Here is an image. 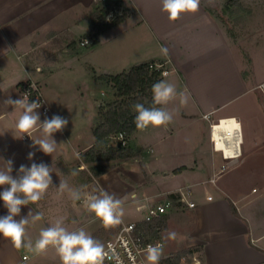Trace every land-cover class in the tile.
<instances>
[{
    "label": "crops",
    "instance_id": "crops-1",
    "mask_svg": "<svg viewBox=\"0 0 264 264\" xmlns=\"http://www.w3.org/2000/svg\"><path fill=\"white\" fill-rule=\"evenodd\" d=\"M247 1L250 2L246 4L251 7V13L248 19L245 17V27L254 25L260 29L258 33L264 35V6L258 8L253 0ZM226 2L201 0L198 11L182 13L177 20L170 21L168 14L162 11L161 0H125L129 16L106 30L97 45L82 47L80 43L83 39L93 41L92 18L99 5L98 0H0V168H3V161L12 159V175L16 176L20 165L30 166L33 162L27 158L31 151L35 153L33 160L36 163L53 164L52 178L57 179L53 185L59 186L60 180L65 178L70 186L75 184V187V181L66 176L75 168L88 171L86 165L80 164L81 155L95 143L93 128L99 121V106L103 104L94 85L103 86L95 80L93 71L97 75H116L144 63L163 65V69L169 72L163 76V80L174 84L177 92L189 96L187 104H181L179 96L175 98L179 99L177 109L185 117H191V121L185 125L189 131L196 133V124H207L210 128V122L204 119V115H211L212 121L232 118L223 121L222 125L240 123L244 145L242 119L247 111L237 102L242 96L252 93L254 88L252 82L246 84V78L240 77L242 69L238 63L237 36L230 31V23L226 18L224 20L222 14ZM258 44L264 50V40ZM162 49H167L166 55ZM227 67L234 70L230 76L226 72ZM224 68L228 75L222 72ZM67 71L71 73L66 74ZM66 75L74 77L75 82L79 83L69 93H65V89L57 83L67 81ZM28 81L40 85L49 107L48 114L38 109L41 121L45 115L50 118L53 114L69 120L62 132L54 134L58 145L52 156L32 147L31 138L37 139L39 131L33 132L31 138H16L19 134L15 131V122L22 112L13 109L5 101L8 97L23 98L22 89ZM100 95L105 93L100 92ZM174 100L169 104H176ZM140 131L133 135L132 141L143 139L142 143L151 145L145 141L154 138V145L159 149L158 157H148L149 162L154 158L167 159L172 152L166 151L168 148L162 142L171 135L175 137L179 132H175L170 124L165 128L150 126L142 131L143 135L139 134ZM262 135L264 137V132ZM204 139L205 155L199 152L193 155H200L198 160L202 164L186 165L181 162L162 171L164 177L191 176L194 180L171 188L166 193L149 195L144 200L153 201V198L159 196L160 202H164L172 194L180 196L183 202L174 203L167 214V229L174 216L190 214L196 220V225L208 233L209 240H205L206 243L195 232L192 233L194 240L190 245L180 252L171 253L180 254L179 262L184 252L191 251L194 258H199L198 264H264V185L252 188L251 194H243L238 189L234 192L231 176L228 175L230 173L226 171L239 166L240 162L234 161L244 157V151L238 159L228 163L222 153L214 149L210 134H205ZM262 142L261 138L257 139L253 148ZM255 152H252V156L264 157V147ZM177 154L181 159L188 157L183 156V153ZM133 159L134 162L142 160L141 157ZM227 164L229 167L221 171ZM56 169L59 170L57 175ZM212 177L216 178L212 190H216L217 194L206 190L202 198H189L192 195V192L186 194L189 189L192 191L199 184L209 185L207 181ZM134 181L131 182L134 185L131 187L133 191L152 190L150 181ZM121 183H118L119 186ZM0 191H3L2 187ZM108 193L114 194V191L109 188ZM221 194L224 197L228 195L226 200ZM209 195L212 196L211 201L207 200ZM189 202L196 206L189 208ZM29 209L33 213L40 211L37 203L29 204L22 207L21 216H27ZM6 214L3 201H0V216ZM42 221L45 223V215ZM47 223L50 225L49 220ZM34 224L26 226L28 237L31 232L29 227ZM199 227L198 233L203 234ZM164 232L160 234L161 241ZM210 245H213V249ZM203 250L207 251L206 255L213 251L211 258L203 261ZM49 251L55 252V249L50 247ZM46 253L38 254L36 258L40 259ZM23 255L22 249H15L10 240L0 236V264H19Z\"/></svg>",
    "mask_w": 264,
    "mask_h": 264
},
{
    "label": "rangeland",
    "instance_id": "rangeland-1",
    "mask_svg": "<svg viewBox=\"0 0 264 264\" xmlns=\"http://www.w3.org/2000/svg\"><path fill=\"white\" fill-rule=\"evenodd\" d=\"M229 1L230 0H227L225 7L222 10V14H224V20L226 18V21H229L230 23V31L233 33L235 32L237 36L238 63H240V68L242 69V74L240 77L246 78V84L252 82L251 86L254 88V91L249 93L247 96H242V98H239L237 102V105L242 104V106L247 111V114H245L244 118L242 119L245 144L242 145L241 148L244 151L245 156L234 161V163L239 161V166L235 169L230 168L228 171H226V173H230L228 175L231 176L230 180L233 184L234 192L238 189L243 191V194H251L252 188H260L264 185V157H259V155L252 156V152H255L256 150L258 151L259 148L264 147V137L262 135L264 132V89L261 88V86L264 85V50L262 49V45L258 44L262 39L264 40V35L259 34L258 31L260 29L254 25H247V27H245V17L248 19V16H250L251 13V7L247 6L246 3L250 4V2L247 0H232L229 4ZM253 4L257 5L259 8L262 7L261 5L264 6V1L253 0ZM226 6L229 7L228 10H226ZM123 9H125L124 5L121 7L117 6L116 9L112 11V18L122 15ZM235 16L237 17L234 18ZM222 72H228L230 76L231 73H234V70L232 71L229 67H227L226 72L225 68L222 69ZM67 73L71 72L67 71L66 74ZM67 77V81L57 82L62 88L65 89V93L73 91V88L76 86V84H79L75 82L74 77ZM82 84L84 85L85 83ZM94 87H96V91L99 94L98 98L100 101H103V104H107L112 101V92L109 88L105 86L100 87L98 84H96V86L94 85ZM100 92H104L105 95H100ZM174 101L176 104H168L166 107L173 113V120L170 125L174 127L175 132L178 130L179 132L175 137L171 135L167 138V140L162 142V145L165 148H168L166 151L172 152L167 159L165 158L159 160L158 158H154V160L152 159L153 161L151 160V162H149L148 157H158L159 154L158 146L154 145V138L151 141H145L151 143V145H148L146 143H142L144 142L143 139L142 141L141 139L140 141H132V136L128 145L137 152L136 158H142L140 162H134L133 158L125 159L126 161L115 160L106 162L105 164L108 166H113V169H111L108 172L109 174L107 173L108 175H105L103 179L100 176L87 180L88 172L86 170L78 171L76 168L74 170L78 171V175L72 176V172H70L68 176H66V178L69 177L76 183L75 187V184L71 185L70 187L80 188L85 193L99 194L101 189L107 192L109 191V188L113 190L114 195L123 200L124 215L122 217V222L118 225L106 228L99 219L94 217V214H89L84 206L83 201L73 202L67 193L58 195L56 193L58 192L56 188L59 186L53 185V187L48 189L44 199L37 203V206L40 208V211L38 210V212H43L45 215V223L41 220L29 227L31 229L29 238L32 240L33 244L39 237L41 228L47 227L49 225L47 223L48 220L50 224H53L57 219L62 217L64 218L65 227H67L69 230H76L83 227L95 239L105 244V242L113 237L117 232L116 227H120L122 223L141 221L144 217V213L141 210L143 206H148L152 203H161V198L159 196L153 198V201L148 202L144 200L145 197H148L149 195L152 196L154 194L158 195L159 193H166L171 188H177L178 186H182L194 180L191 176L175 178L173 176L164 177L162 174V171H167L168 168L176 164H180L181 162H185L186 165L202 164V161L198 160L200 155L196 157L194 156L198 152L202 155H205L206 146L204 138L205 134L206 136L210 134V128L207 124H202V126L196 124V133L192 132L191 130L189 131L188 127H185V125L187 122L191 121V117H185L184 113L177 109V107H179V99H175ZM251 102H254V106ZM215 122H218V120ZM139 134L143 135L142 131H140ZM260 138L262 139L263 144L253 148V143ZM114 147H116V145H114ZM257 151L255 153H257ZM175 153H183V156L185 155L188 157L181 159L178 158V154L176 156ZM116 168L117 170L114 171ZM123 177H126L128 180H124ZM133 178L139 183L150 181L152 183L150 186L152 190L140 191V189H135L133 191L131 188L133 185L131 182L134 181ZM211 179L212 178H209L208 181ZM61 180H65V178H62ZM54 182H57V179H53V183ZM121 182L124 183V185ZM118 183H121V186H119ZM85 186H87L86 190ZM206 190L216 194L218 193L216 190H212L211 183L209 185L199 184L192 189V195L188 196L191 199H199L206 194ZM186 194L189 193L187 192ZM221 196L225 200L228 197V195H225L224 197L222 194ZM53 202L55 203L52 204ZM238 204L240 205L239 202ZM73 221H75V223H73ZM198 227L199 226L196 225V220L191 217L190 214L174 216L171 219L170 227L167 230H164L165 232L163 231L164 233L162 234L163 255L160 260H163L165 264H176V259L173 258V256L176 254L171 255V253H175L177 251L180 252V250L184 249L185 246L190 245L194 240L192 233L196 232L197 237L204 240L203 242L206 243L205 240H209L208 233H205L201 226L199 228L203 231V234L198 233ZM171 232L176 233L175 239H169V233ZM158 236L161 237L160 234ZM157 240L161 241L160 238L150 239V241L153 243H155ZM210 247L213 249V245H210ZM21 249L23 254H30L31 258H33L29 264H61L60 258L56 252H48L47 250V253L44 254L43 257L37 259L36 255L38 254L34 251L29 252L27 249ZM206 253L207 251L205 252L204 250L201 253L203 261L211 258L213 251H209L208 255H206ZM143 257L145 264H147L146 252L143 254ZM195 258L191 255V251L187 253L184 252L179 264H198L197 259L199 258ZM169 259L170 262H168ZM159 264H161L160 261Z\"/></svg>",
    "mask_w": 264,
    "mask_h": 264
},
{
    "label": "clouds",
    "instance_id": "clouds-1",
    "mask_svg": "<svg viewBox=\"0 0 264 264\" xmlns=\"http://www.w3.org/2000/svg\"><path fill=\"white\" fill-rule=\"evenodd\" d=\"M200 2L201 0H161L162 11L168 14L170 21L177 20L182 13L198 11ZM162 52L166 55L167 49H162ZM164 75L166 76L167 73ZM151 92L152 107H145L140 102L132 106L136 113L135 126L141 131L150 126L153 128L166 127L173 120V113L166 107L169 102L177 96L181 104H187L189 100L188 95L184 92H177L176 86L166 80L154 83ZM5 103L22 112L15 122V131L19 134L16 138L22 139L24 136L31 138L33 132L39 131L40 135L37 139L31 138L32 147L38 148L45 155L52 156L58 145L54 134L62 132L69 120L61 115L53 114L50 118L45 115L41 121L38 111L42 106L40 101H30L27 94L24 98L18 99L8 97ZM34 155V152L28 153V160L33 162L30 166L20 165L16 176L12 175L14 163L12 159L3 161V168H0V187L3 188V191H0V201H3V206L7 210L6 215L0 216V236L10 240L17 250L24 248L37 254L46 252L49 246H52L61 264H105L106 259L114 258L117 264H121L114 253L106 250L105 245L83 227L76 230H69L65 227L63 217L41 228L39 237L33 244L27 235L26 226L41 221L44 214L42 212L33 213L32 209H29L27 216H21V210L22 207L36 204L44 199L48 189L53 187L52 173H54L53 164L49 166L44 162L36 163L33 160ZM58 172L59 170L56 169V175ZM71 175H78V171L74 170ZM56 189L59 194L67 193L73 202L83 201L87 211L94 214V217L99 219L106 228L122 222L123 200L114 194H109L102 189L99 194L85 193L80 188L70 187L67 180H60L59 187ZM175 237V232L169 233V239H175ZM162 255L161 245H149L146 249L147 264H159Z\"/></svg>",
    "mask_w": 264,
    "mask_h": 264
},
{
    "label": "trees",
    "instance_id": "trees-1",
    "mask_svg": "<svg viewBox=\"0 0 264 264\" xmlns=\"http://www.w3.org/2000/svg\"><path fill=\"white\" fill-rule=\"evenodd\" d=\"M98 2L99 5L92 18V46L99 43L100 36L106 30L123 22L129 16V10L124 4L125 0ZM122 5L125 7L123 14L106 21L107 16L117 6L121 7ZM228 9L229 7L226 6V10ZM93 74L97 82L111 90L113 99L109 103L99 106V121L93 128L95 143L81 155L80 164L83 163L88 167L87 180L103 176L113 169V166L106 165V162L137 156V152L128 145L132 136L138 131L134 123L136 113L132 106L140 102L145 107H152V85L163 80L161 70L151 68L149 63L136 65L130 70L116 75H97L95 71ZM120 132L125 135V145L116 139ZM123 178L128 180L126 177ZM170 199L174 203H178L181 198L172 194ZM167 221L168 216L165 215L149 223L140 222L139 227L147 241L159 239L158 235L168 227ZM119 228L116 227V230L118 231ZM173 258L176 259V264H179L180 254L173 256ZM160 263L165 264L163 260H160Z\"/></svg>",
    "mask_w": 264,
    "mask_h": 264
},
{
    "label": "built area",
    "instance_id": "built-area-1",
    "mask_svg": "<svg viewBox=\"0 0 264 264\" xmlns=\"http://www.w3.org/2000/svg\"><path fill=\"white\" fill-rule=\"evenodd\" d=\"M100 2H105L108 0H98ZM114 1V0H113ZM112 18L113 14L110 13L109 16H107L106 21H110L108 18ZM87 41V43L85 42ZM82 47H89L92 45V41L89 39H83L80 43ZM151 68L161 70L162 76H165L164 74L167 73L168 70L163 69V65H155L151 64ZM262 89H264V85L261 86ZM27 94V98L31 100H39L41 103L40 110L43 111L44 114H48L49 107L47 106L42 89L40 85L37 82L34 81H28L25 83L23 89H22V97L24 98ZM204 119L210 122V136L211 141L213 144V147L215 150H218L222 153L223 158L229 163V161L238 159L242 155V140L241 142H231L228 141L227 138L224 135H220L219 137H215L214 135V128L221 123L223 120H219L218 122L211 120V115H204ZM240 136L242 139V131H240ZM117 140H119L122 145H125V135L123 133H119L116 137ZM222 141L227 149L231 152L229 155L226 154V151L224 148L219 149L218 143ZM229 167V164L223 166L221 171H225ZM211 184L216 183V178L212 177L210 181H208ZM256 191V190H255ZM254 191V192H255ZM188 193H191L192 191L189 189L187 191ZM147 202L151 201L150 199H146ZM207 200L211 201L212 196H207ZM180 202H183L182 198L180 199ZM174 202L168 197L164 202L161 203H152L148 206H143L141 210L144 213V217L139 222H130V223H122L118 231L114 234L113 237H111L109 240L105 242V248L106 250H109L110 253H114L116 257L119 258L121 264H145L143 254L146 252V249L149 245H163L162 241L157 240L155 243L151 242L150 240L147 241L144 237L143 231L139 227L140 222L149 223L155 219H159L162 216H165L169 213V210L173 208ZM189 208H194L196 206L195 203L189 202L187 204ZM52 246H49V248ZM48 248V249H49ZM47 249V250H48ZM30 254H24L22 256V259L19 264H26L31 260ZM105 264H117V260L114 258L112 260H105Z\"/></svg>",
    "mask_w": 264,
    "mask_h": 264
},
{
    "label": "bare ground",
    "instance_id": "bare-ground-1",
    "mask_svg": "<svg viewBox=\"0 0 264 264\" xmlns=\"http://www.w3.org/2000/svg\"><path fill=\"white\" fill-rule=\"evenodd\" d=\"M232 118H228V119H223V121H229ZM222 121V122H223ZM222 122L219 123L215 128H214V135L215 137H219L221 134L224 135L228 141L231 142H241V136H240V131H241V127L239 125H230V126H223ZM219 149L224 148L226 151V154L229 155L231 152L227 149V147L225 146V144L220 141L218 143L217 146Z\"/></svg>",
    "mask_w": 264,
    "mask_h": 264
}]
</instances>
